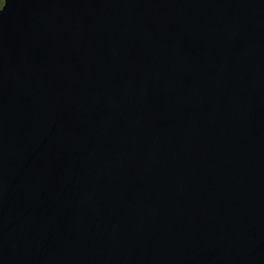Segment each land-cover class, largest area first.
<instances>
[{
  "label": "water",
  "instance_id": "water-1",
  "mask_svg": "<svg viewBox=\"0 0 264 264\" xmlns=\"http://www.w3.org/2000/svg\"><path fill=\"white\" fill-rule=\"evenodd\" d=\"M0 264H264V0H6Z\"/></svg>",
  "mask_w": 264,
  "mask_h": 264
},
{
  "label": "snow or ice",
  "instance_id": "snow-or-ice-1",
  "mask_svg": "<svg viewBox=\"0 0 264 264\" xmlns=\"http://www.w3.org/2000/svg\"><path fill=\"white\" fill-rule=\"evenodd\" d=\"M5 6H6V0L2 5H0V8H4Z\"/></svg>",
  "mask_w": 264,
  "mask_h": 264
},
{
  "label": "flooded vegetation",
  "instance_id": "flooded-vegetation-1",
  "mask_svg": "<svg viewBox=\"0 0 264 264\" xmlns=\"http://www.w3.org/2000/svg\"><path fill=\"white\" fill-rule=\"evenodd\" d=\"M0 2H1L0 5H2V0H0Z\"/></svg>",
  "mask_w": 264,
  "mask_h": 264
},
{
  "label": "clouds",
  "instance_id": "clouds-1",
  "mask_svg": "<svg viewBox=\"0 0 264 264\" xmlns=\"http://www.w3.org/2000/svg\"><path fill=\"white\" fill-rule=\"evenodd\" d=\"M5 8V7H4Z\"/></svg>",
  "mask_w": 264,
  "mask_h": 264
},
{
  "label": "rangeland",
  "instance_id": "rangeland-1",
  "mask_svg": "<svg viewBox=\"0 0 264 264\" xmlns=\"http://www.w3.org/2000/svg\"><path fill=\"white\" fill-rule=\"evenodd\" d=\"M1 3V2H0Z\"/></svg>",
  "mask_w": 264,
  "mask_h": 264
}]
</instances>
